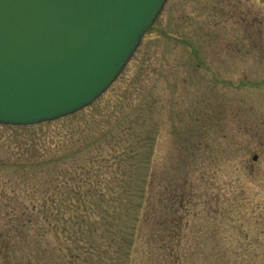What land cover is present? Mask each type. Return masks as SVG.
<instances>
[{"label":"rangeland","instance_id":"374dc122","mask_svg":"<svg viewBox=\"0 0 264 264\" xmlns=\"http://www.w3.org/2000/svg\"><path fill=\"white\" fill-rule=\"evenodd\" d=\"M31 142L42 153L18 149ZM70 188L116 205L106 203L108 215L80 199L60 209L59 230L69 232L27 240L45 264H264V0H167L93 103L52 121L0 124V224L34 198L68 203ZM141 189L149 203L179 193L184 221L170 238L142 219L128 252V208Z\"/></svg>","mask_w":264,"mask_h":264},{"label":"water","instance_id":"95a60500","mask_svg":"<svg viewBox=\"0 0 264 264\" xmlns=\"http://www.w3.org/2000/svg\"><path fill=\"white\" fill-rule=\"evenodd\" d=\"M166 2L0 0V124L52 121L93 103Z\"/></svg>","mask_w":264,"mask_h":264},{"label":"trees","instance_id":"16d2710c","mask_svg":"<svg viewBox=\"0 0 264 264\" xmlns=\"http://www.w3.org/2000/svg\"><path fill=\"white\" fill-rule=\"evenodd\" d=\"M18 149H20L21 151L33 153L35 155H37L39 152L42 153L39 142H31L30 144L24 143L22 146H18ZM98 186L99 185H97V187ZM57 188L58 185L55 183L52 190L56 192ZM71 190V188L68 190L69 192L66 197L68 203L65 201L66 199H64L60 204L56 198V195L53 196L52 194V196H50L49 198L32 199L30 202L31 209L29 212L12 208L11 212H9V215L5 214L4 223L0 224V264H45L43 255L45 250L41 249L38 245V239L46 238L47 235H49V233H52L53 231L57 235L59 233L69 232V228H66L65 230H59V212L60 209L65 210L66 207H74L73 203L79 201V199L85 205V208L91 210V212L88 213L105 211V215H108L107 211L114 210L115 208L116 202H114L113 199L104 200L98 198L97 200L93 201V204L92 202L86 201L84 196H80L79 198L73 196ZM139 194V198L137 197V200L133 203L132 206H130V208L125 205L128 210L131 211V213L129 214L132 215L130 218L133 220L132 227L129 228L128 231L123 233L125 246H127L124 249L128 252L130 250L129 246L132 241L133 230L134 228L137 229L139 227L142 219L145 222L144 225H147L148 222L152 219V222L160 228L162 233L168 234L170 238L172 234L169 231L174 229L173 234L176 236L177 233L181 231V227L184 221L182 211L186 209L184 205L185 200L184 197L179 193L175 194L173 197H163L160 202L156 201L150 203L143 196V189H141ZM126 202L127 205H130V199L126 200ZM106 203L109 210L106 209ZM49 210L51 211L49 212ZM88 218L89 215H84L81 223L83 224L87 222ZM98 218L101 219L100 217ZM134 224L137 225H135L134 227ZM87 225L89 224H86V226ZM29 235L31 237L36 236L35 238L37 239H35V241L38 244L34 243L35 247L30 248L31 243L27 242L28 238L31 239ZM79 237L80 238L77 239L76 242H83L84 245L89 243L87 237ZM165 237L166 236H164V238ZM169 245H171V243L167 244L168 247H166L165 250L169 252L170 256L173 254L174 249L172 248V245ZM32 248L34 252L32 251ZM78 249L85 250L83 247ZM88 250L91 251V249ZM75 255L77 256L78 254ZM112 258L113 257H108V259ZM66 263L67 261H64V264Z\"/></svg>","mask_w":264,"mask_h":264}]
</instances>
